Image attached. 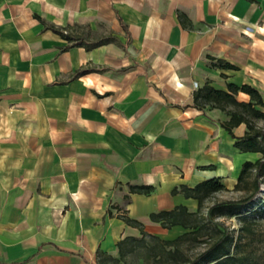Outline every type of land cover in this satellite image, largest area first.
Listing matches in <instances>:
<instances>
[{"label": "crops", "instance_id": "0c3cea01", "mask_svg": "<svg viewBox=\"0 0 264 264\" xmlns=\"http://www.w3.org/2000/svg\"><path fill=\"white\" fill-rule=\"evenodd\" d=\"M206 82L264 95V0H0V264H98L141 235L122 214L170 238L151 213L198 207L175 187L234 188L260 154Z\"/></svg>", "mask_w": 264, "mask_h": 264}, {"label": "trees", "instance_id": "16d2710c", "mask_svg": "<svg viewBox=\"0 0 264 264\" xmlns=\"http://www.w3.org/2000/svg\"><path fill=\"white\" fill-rule=\"evenodd\" d=\"M65 34V33H64ZM68 36L67 34H65ZM69 38V37H68ZM232 66L231 64H226ZM228 88H216L210 82L199 86L194 92V103L200 109L219 108L228 114V119L221 122L222 126L235 138V145L242 151L258 152L256 160H246L241 169L235 190H243L247 194L239 199L216 202L209 207L207 215L203 213L205 201L214 193L227 188L220 178H211L199 182L194 187L185 184L180 189L175 187L173 192L182 190L186 196L198 199L196 210H190L186 205L179 204L169 210L151 213L154 221L160 222L165 228L182 225L184 230L170 238L152 234L145 230L144 224L128 215L122 218L130 225L140 228V236H127L118 242L119 257L105 251H98L99 264H106L104 259L119 260L138 247L147 251L146 262L149 264H253L252 253L243 245L242 234L235 240L225 223L217 216H231L242 213L243 209L254 199L264 182V95L250 84L238 85L228 83ZM245 92L249 100H240L238 94ZM246 124L243 136H237L234 128ZM131 191L149 193L152 185H131ZM257 211V209L255 210ZM256 212L242 215L241 231L244 234L255 232L253 220ZM255 222V221H254ZM205 244L201 250L189 253L184 244L191 241ZM105 255V256H104ZM145 260V259H144Z\"/></svg>", "mask_w": 264, "mask_h": 264}, {"label": "rangeland", "instance_id": "374dc122", "mask_svg": "<svg viewBox=\"0 0 264 264\" xmlns=\"http://www.w3.org/2000/svg\"><path fill=\"white\" fill-rule=\"evenodd\" d=\"M260 125L264 126V121L259 122ZM264 179V178H263ZM247 193L243 190H235L234 188H225L221 191L214 193L209 197L203 207L204 215L209 212V207L214 205L216 202L239 199L245 196ZM257 209V211H255ZM240 214H235L231 216H217V219L223 221L228 227L229 231L234 235L235 240L242 234L243 245L247 251L252 253L253 264H264V182L260 185V190L254 199L242 210ZM250 212H256L253 220H248L250 224L254 225V233L244 234L241 231V217L242 215L248 214ZM255 221V222H254ZM205 244L200 241L186 242L183 246L189 253H194L202 249ZM119 257V252L113 254ZM98 254V264H99ZM105 256V255H104ZM147 251L143 247H138L134 252L128 253L125 257L119 260L104 259L106 264H149L146 262ZM145 259V260H144ZM162 264H167L166 262Z\"/></svg>", "mask_w": 264, "mask_h": 264}]
</instances>
